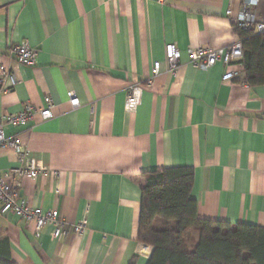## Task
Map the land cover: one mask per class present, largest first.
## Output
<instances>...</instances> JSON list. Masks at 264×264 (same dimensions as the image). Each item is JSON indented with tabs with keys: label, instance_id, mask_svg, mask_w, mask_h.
<instances>
[{
	"label": "crops",
	"instance_id": "0c3cea01",
	"mask_svg": "<svg viewBox=\"0 0 264 264\" xmlns=\"http://www.w3.org/2000/svg\"><path fill=\"white\" fill-rule=\"evenodd\" d=\"M244 1L0 0V63L17 79L0 89V115L54 103L46 121L4 127L45 167L16 181L29 206L57 210L69 228L54 239L46 227L35 239L31 224L0 213V263L147 264L152 247L137 240L141 187L164 168L193 170L199 219L264 227V86H248L238 62L201 70L187 54L238 42L233 19ZM250 11L264 24V0ZM24 42L37 51L32 67L9 53ZM166 44L180 52L176 73L167 69ZM226 70L232 81L221 80ZM148 79L127 112L128 86ZM18 166L16 151L1 148L0 171ZM83 219L88 228L74 234L71 225Z\"/></svg>",
	"mask_w": 264,
	"mask_h": 264
},
{
	"label": "trees",
	"instance_id": "16d2710c",
	"mask_svg": "<svg viewBox=\"0 0 264 264\" xmlns=\"http://www.w3.org/2000/svg\"><path fill=\"white\" fill-rule=\"evenodd\" d=\"M235 31L242 45L238 63L244 82L264 86V32ZM192 185L189 167L164 168L144 178L145 221L137 240L152 247L147 264H264V227L199 219Z\"/></svg>",
	"mask_w": 264,
	"mask_h": 264
},
{
	"label": "built area",
	"instance_id": "2783aa9c",
	"mask_svg": "<svg viewBox=\"0 0 264 264\" xmlns=\"http://www.w3.org/2000/svg\"><path fill=\"white\" fill-rule=\"evenodd\" d=\"M256 0H245L243 10L233 19L235 27L252 30L255 33L264 32V24L258 23L250 9ZM227 15L231 12L227 11ZM9 53L12 55L14 61L22 66L32 67L36 64L37 51L31 48L27 43H20L11 46ZM165 61L167 69L176 73L180 52L173 44H166L164 48ZM191 64L201 70H207L220 62L224 67L238 62L242 56V45L240 41L234 43L226 48H194L187 49ZM160 67L159 62H154L152 66V76L158 74ZM235 73L226 70L221 80L223 82L232 81ZM17 84V79L14 73L6 66L0 63V89H13ZM151 79H148L144 84L132 83L127 88L126 100L124 108L127 112H132L140 103L142 91L149 87ZM68 103L71 108L78 107V99L72 92L67 93ZM54 103L50 98L46 99V104L43 108H37L30 103L23 105L21 111L17 113H6L0 115V149L10 148L16 151L17 159L20 166L9 169L8 171H0V213H12L27 224L33 226V235L38 239L42 230L46 227H51L50 235L54 239L66 236L69 228L66 222L60 218L59 212L55 209L43 211L41 207H31L27 204L24 197L20 193V184L16 181L17 178L36 179L41 173L45 171V167L40 160L32 157H26V151L21 150L20 143L16 138L5 137V126H23L38 116L41 121L50 119L53 114L52 110ZM10 178L9 182L6 179ZM88 228L86 219L71 225L70 229L74 234H80Z\"/></svg>",
	"mask_w": 264,
	"mask_h": 264
}]
</instances>
